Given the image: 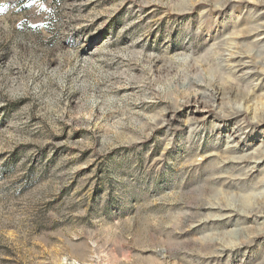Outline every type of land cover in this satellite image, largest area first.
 Instances as JSON below:
<instances>
[{
	"label": "rangeland",
	"instance_id": "obj_1",
	"mask_svg": "<svg viewBox=\"0 0 264 264\" xmlns=\"http://www.w3.org/2000/svg\"><path fill=\"white\" fill-rule=\"evenodd\" d=\"M0 264H264V0H0Z\"/></svg>",
	"mask_w": 264,
	"mask_h": 264
}]
</instances>
